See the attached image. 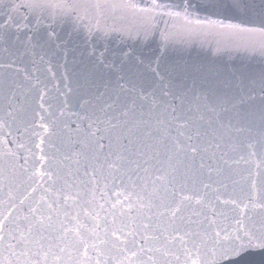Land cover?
<instances>
[{
    "label": "water",
    "instance_id": "95a60500",
    "mask_svg": "<svg viewBox=\"0 0 264 264\" xmlns=\"http://www.w3.org/2000/svg\"><path fill=\"white\" fill-rule=\"evenodd\" d=\"M260 243L264 0H0V264Z\"/></svg>",
    "mask_w": 264,
    "mask_h": 264
},
{
    "label": "snow or ice",
    "instance_id": "6c2138e0",
    "mask_svg": "<svg viewBox=\"0 0 264 264\" xmlns=\"http://www.w3.org/2000/svg\"><path fill=\"white\" fill-rule=\"evenodd\" d=\"M252 248H258V249L264 250V243L248 246V249H252ZM248 249H246L245 247H240L239 249L233 251L232 253H225L224 259L227 260V259H231L234 257H239L240 255H242L244 253V251H246Z\"/></svg>",
    "mask_w": 264,
    "mask_h": 264
}]
</instances>
